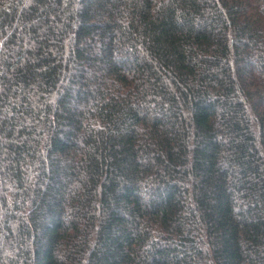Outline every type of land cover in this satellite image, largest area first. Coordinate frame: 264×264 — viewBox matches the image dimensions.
<instances>
[{
	"label": "trees",
	"instance_id": "obj_1",
	"mask_svg": "<svg viewBox=\"0 0 264 264\" xmlns=\"http://www.w3.org/2000/svg\"><path fill=\"white\" fill-rule=\"evenodd\" d=\"M0 264H264V0H0Z\"/></svg>",
	"mask_w": 264,
	"mask_h": 264
}]
</instances>
